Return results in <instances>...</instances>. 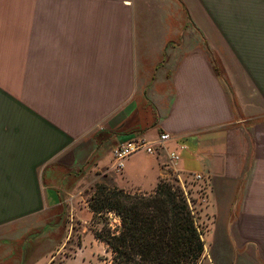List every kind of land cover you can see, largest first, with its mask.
<instances>
[{
	"label": "crops",
	"instance_id": "crops-1",
	"mask_svg": "<svg viewBox=\"0 0 264 264\" xmlns=\"http://www.w3.org/2000/svg\"><path fill=\"white\" fill-rule=\"evenodd\" d=\"M131 139L155 152L118 167ZM160 179L199 264H264V0H0V264H51L74 221L66 257L102 260L85 194Z\"/></svg>",
	"mask_w": 264,
	"mask_h": 264
},
{
	"label": "trees",
	"instance_id": "trees-1",
	"mask_svg": "<svg viewBox=\"0 0 264 264\" xmlns=\"http://www.w3.org/2000/svg\"><path fill=\"white\" fill-rule=\"evenodd\" d=\"M94 237L107 264H199L204 250L196 213L175 180L160 179L150 193L100 183L88 200ZM110 216L117 221H112Z\"/></svg>",
	"mask_w": 264,
	"mask_h": 264
},
{
	"label": "rangeland",
	"instance_id": "rangeland-1",
	"mask_svg": "<svg viewBox=\"0 0 264 264\" xmlns=\"http://www.w3.org/2000/svg\"><path fill=\"white\" fill-rule=\"evenodd\" d=\"M92 186H94L91 183ZM95 189V188H94ZM93 189V191H94ZM92 193V192H91ZM90 193H86V200L88 201L90 198ZM110 218L112 219V221H117V219L115 217L110 216ZM101 225V221L99 222H91L90 226L92 227H99ZM82 239V225L79 224L77 221H74L73 223V228L69 229V233L66 235L65 237V244L64 247L62 248V250L60 251V253H58L51 264H107L106 261V257L110 256V254L106 251V246L105 244L104 249H102V247H100V249H102L103 254L102 256H100V259L102 260H98V259H94L92 257H90L88 254L84 256V259L82 257H66V256H71L73 254V251L75 250L77 244H79L81 242ZM88 251H89V245H88ZM95 251V249L93 250ZM68 258V259H66ZM66 260V261H65Z\"/></svg>",
	"mask_w": 264,
	"mask_h": 264
},
{
	"label": "built area",
	"instance_id": "built-area-1",
	"mask_svg": "<svg viewBox=\"0 0 264 264\" xmlns=\"http://www.w3.org/2000/svg\"><path fill=\"white\" fill-rule=\"evenodd\" d=\"M170 135L168 133H164L160 135L159 142H163L168 139ZM144 150L147 153H154L155 149L151 142L146 141L145 139H131L125 142L120 143L112 148L111 153L113 159L116 161V165L119 167L122 164V161L132 155L135 152ZM171 157L176 159L178 157L177 153L173 151L171 153ZM199 177V175H195Z\"/></svg>",
	"mask_w": 264,
	"mask_h": 264
}]
</instances>
